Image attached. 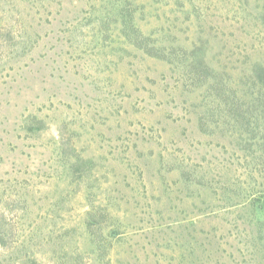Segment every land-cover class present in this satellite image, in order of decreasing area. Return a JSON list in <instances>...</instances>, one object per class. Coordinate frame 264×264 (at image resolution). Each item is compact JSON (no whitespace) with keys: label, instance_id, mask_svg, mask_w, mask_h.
<instances>
[{"label":"rangeland","instance_id":"rangeland-1","mask_svg":"<svg viewBox=\"0 0 264 264\" xmlns=\"http://www.w3.org/2000/svg\"><path fill=\"white\" fill-rule=\"evenodd\" d=\"M264 0H0V264H264Z\"/></svg>","mask_w":264,"mask_h":264},{"label":"trees","instance_id":"trees-1","mask_svg":"<svg viewBox=\"0 0 264 264\" xmlns=\"http://www.w3.org/2000/svg\"><path fill=\"white\" fill-rule=\"evenodd\" d=\"M257 75H258L259 80L264 82V67L263 66L259 68V72L257 73Z\"/></svg>","mask_w":264,"mask_h":264}]
</instances>
